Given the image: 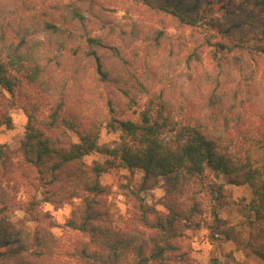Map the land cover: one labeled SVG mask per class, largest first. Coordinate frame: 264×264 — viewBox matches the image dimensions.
Masks as SVG:
<instances>
[{
    "label": "trees",
    "instance_id": "16d2710c",
    "mask_svg": "<svg viewBox=\"0 0 264 264\" xmlns=\"http://www.w3.org/2000/svg\"><path fill=\"white\" fill-rule=\"evenodd\" d=\"M214 1L137 0L192 29ZM219 1L225 18L237 21L209 19L224 38L214 43L221 55L214 54L211 82L188 74V89L173 76H182L175 66L191 67L200 53L182 54L185 41L164 28L151 34L139 69L119 46L93 33L77 1L47 7L37 0H0V123L11 125L8 111L15 106L27 117L20 152L0 145V264H182L187 257L178 240L184 229L200 226L194 220L203 212L198 197L223 203L220 175L248 185L252 197L238 203L237 224L213 208L206 223L211 237L233 241L247 262L264 264V70L260 78L255 65L264 63V0ZM82 2L87 11L94 6V0ZM165 43L170 47L162 55ZM155 54L167 60L164 71L149 66ZM104 127L118 137L101 142ZM94 152L107 157L86 163ZM119 168L144 173L138 188L121 185L131 201L121 227L101 180ZM24 181L37 192L28 200L19 199ZM151 186L162 187L167 211L145 201L141 192ZM75 199L80 202L64 226L86 239L64 247L40 225L51 217L40 204L60 208ZM16 209L31 214L36 227L14 223ZM226 258L209 264H236L232 252Z\"/></svg>",
    "mask_w": 264,
    "mask_h": 264
},
{
    "label": "rangeland",
    "instance_id": "374dc122",
    "mask_svg": "<svg viewBox=\"0 0 264 264\" xmlns=\"http://www.w3.org/2000/svg\"><path fill=\"white\" fill-rule=\"evenodd\" d=\"M37 1L38 3H45L47 7L50 5L59 6L67 3L72 4L77 1L85 10V15L90 21L89 24L93 25V33L106 36L108 43L119 46L123 54L135 62L134 65L139 69H141L140 64H142L146 53L149 51L148 46L149 42H151V34L155 29L164 28L169 34L173 35L174 38L181 37L186 45L183 47L182 54H188L191 49L198 48L201 57V61L193 64L191 67L185 64L182 66H175V68L178 69L177 74L182 76L178 77L175 73H173V76L178 78L180 84H185V88L188 89H192V86L186 81L188 74H191L194 78H199L198 81L202 79L205 83L211 82L212 69L216 64L214 54L221 55V52L215 50L216 46L214 43L217 40H224V38L220 34H215V29L209 24V19L211 17H219L223 23L228 25L231 22L237 21L236 16L225 18V8L222 5L223 3L219 0H215L205 9V18H203L194 29L188 26H179L169 16L165 17L163 14L157 13L156 11H148L146 7L140 2H137V0H94V6L91 7L89 11L86 10V4H84L82 0ZM39 36L45 39L43 33L40 32ZM209 38L212 39V44H210ZM169 47V44L165 43L163 47L160 48L162 55L168 52ZM249 57L250 56L247 55L245 56V58ZM149 62V66L156 68L158 71H164L167 66V60L165 58L163 60L158 54L150 57ZM255 65L259 70L258 76L262 78L264 63L260 61L259 64ZM141 106L142 104L137 107L136 111L139 112ZM4 110V99L0 96V119ZM8 112L11 116L12 123L10 126L0 123V145H5L16 152H20L21 140L26 131L27 117L24 110L19 106L9 109ZM138 112H130L129 115L136 119L139 114ZM117 137L118 133L111 132L104 127L100 135V141H112ZM72 138L77 139L74 134H72ZM106 157L107 156L104 154L94 152L86 155L84 160L86 163L91 164L93 161H104ZM143 176L144 173L141 170L129 172L127 169L119 168L112 169L104 173L101 177L103 184L108 186L109 192L105 195V199L109 203L115 224L118 227L124 225L125 220L130 216L131 208V201L124 195L125 190L121 185L129 183L132 187L138 188L143 181ZM217 180L224 185L225 195L223 197V203L220 206L216 203H212V200L206 194L198 197L203 205V212L198 214L194 220L200 223V226L184 229L178 240L181 246L179 251L185 252V256L187 257L186 262L182 264H209L212 262L213 258H219L222 263H225L227 261L226 255L230 252H232L236 264H250L246 261L244 252L239 250L233 241L213 239L206 223L211 218L212 209L216 208L220 216L226 218L230 223L237 224L241 217L237 211L238 203L242 198L250 200L252 197L251 190L248 185H234L228 183L222 175L218 176ZM34 193L37 194L35 189H33L27 181H24V183L21 184L19 199L28 200ZM163 193L164 191L160 186H151L150 189L141 192L147 204L155 206L160 212L167 211L160 203ZM38 197H42L40 192H38ZM79 202V199H75L74 202H68L60 208L54 207L51 203L42 202L40 204V208L44 211H48L51 215L50 220L48 219V221L40 225L48 226L56 237L59 238L60 242L63 243L64 247L71 246L81 238L86 239L80 232L64 226L72 210ZM32 218V215L24 210L16 209L12 221L19 226L35 228L37 223L32 220ZM50 221L53 224L52 226L49 224Z\"/></svg>",
    "mask_w": 264,
    "mask_h": 264
}]
</instances>
